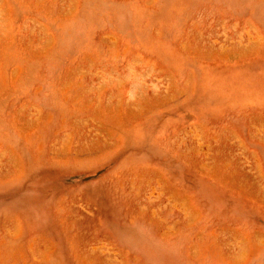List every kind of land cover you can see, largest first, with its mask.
I'll return each mask as SVG.
<instances>
[{
	"label": "rangeland",
	"instance_id": "obj_1",
	"mask_svg": "<svg viewBox=\"0 0 264 264\" xmlns=\"http://www.w3.org/2000/svg\"><path fill=\"white\" fill-rule=\"evenodd\" d=\"M0 264H264V0H0Z\"/></svg>",
	"mask_w": 264,
	"mask_h": 264
}]
</instances>
